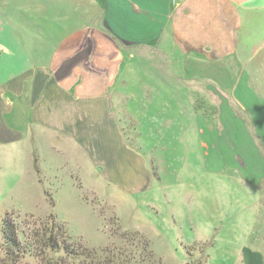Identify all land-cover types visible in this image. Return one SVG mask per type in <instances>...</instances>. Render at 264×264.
I'll return each mask as SVG.
<instances>
[{
  "label": "crops",
  "instance_id": "0c3cea01",
  "mask_svg": "<svg viewBox=\"0 0 264 264\" xmlns=\"http://www.w3.org/2000/svg\"><path fill=\"white\" fill-rule=\"evenodd\" d=\"M152 47L163 49L170 64L165 81L149 79L147 66L137 64L139 99H155L145 92L153 88L166 91L163 99L177 101L178 73L187 82L196 79L201 90L211 87L213 95H222L220 107H232L231 120L240 122L241 130L227 129L221 112L214 125L209 114L190 118L185 137L200 139L202 175L220 178L228 171L241 186L257 188L264 182L263 161L214 162L219 148L207 138L233 131L234 137L255 138V151L264 156V0H0V170L8 161L2 154L14 155L19 142L33 150L21 140L37 128L46 145L85 149L107 179L117 166L123 183H137L134 164L144 161L126 144L115 90L127 87L124 73L134 52L141 58ZM208 80L214 84L206 85ZM19 109L27 115L25 130L15 125ZM254 229L238 232L250 235ZM249 246L240 245L245 262L258 264L253 257L264 253Z\"/></svg>",
  "mask_w": 264,
  "mask_h": 264
},
{
  "label": "rangeland",
  "instance_id": "374dc122",
  "mask_svg": "<svg viewBox=\"0 0 264 264\" xmlns=\"http://www.w3.org/2000/svg\"><path fill=\"white\" fill-rule=\"evenodd\" d=\"M134 53L124 73L127 87L119 84L115 90L120 94L115 112L126 144L145 164H134L132 174L137 183H123L125 177L115 174L121 172L117 166L107 179L92 165L85 149L76 153L63 150L59 142L46 145L35 128L33 137L21 140L33 150L21 148L19 142L14 155L2 154L8 161L0 170V264H99L91 260L88 249L105 256L112 250L134 248L138 236H133L132 246L120 237L130 230L148 238L162 264H246L240 247L244 241L264 253V182L254 188L241 186L236 175L235 179L226 176L228 171L220 178L202 175L197 166L203 156L200 139L185 137L190 118L209 114L214 125L221 112L227 129L238 126L241 130V123L231 120L232 107H220L225 100L222 95L216 90L213 95L211 87L201 90L196 79L187 82L182 73L176 77L177 101L163 99L161 94L166 91L153 88L145 92L155 99L141 101L136 89L140 78L137 64L147 66L149 79L165 81L162 77L170 59L157 47L141 58ZM146 75L141 78L145 80ZM205 84L214 83L208 80ZM195 93L203 96L192 98ZM187 98L189 105H185ZM26 116L24 109H19L18 129H26ZM233 134L207 138L219 148V160L214 162L264 163V156L255 151L259 148L255 138ZM213 155L208 156L209 162ZM4 218L13 225L19 241V251L8 263L1 262L5 258ZM54 218L61 226L52 233L55 241L50 247L48 233L56 227ZM249 225L255 227L250 235L238 232ZM64 247L72 254L67 256ZM253 259L264 264L263 256Z\"/></svg>",
  "mask_w": 264,
  "mask_h": 264
},
{
  "label": "trees",
  "instance_id": "16d2710c",
  "mask_svg": "<svg viewBox=\"0 0 264 264\" xmlns=\"http://www.w3.org/2000/svg\"><path fill=\"white\" fill-rule=\"evenodd\" d=\"M53 222L54 224H56V227H51L48 233V238L50 239V241L48 240V243L50 247L54 246L53 242L55 241L52 240L51 238L52 233L54 232V230L59 231L57 228L61 226L56 221L55 218ZM2 228L6 243L4 245L5 258L1 259V262L6 261V263H8L13 259L14 254L17 253V251H19V241L16 234L14 233L13 225L10 222H8L5 218L3 219ZM118 228H121L120 225H118ZM133 236L139 237L138 242L136 239L137 244H135L134 248L128 247L126 249H123V251L120 250L119 252L118 251L115 252L114 250H112L113 252L110 251L111 253L109 252L110 254L105 256H100L98 250L88 249L89 257H91V260H94L99 264H162L160 259L154 255L152 249L150 248V243L148 238L143 234H141L139 231L130 230L127 232H122L120 235L124 243L126 244L130 243L131 246H132L131 242H133L135 239L133 238ZM64 249H65L64 250L65 253H67V256L72 254V251H70L67 247H64ZM53 264H58V263L55 262Z\"/></svg>",
  "mask_w": 264,
  "mask_h": 264
}]
</instances>
